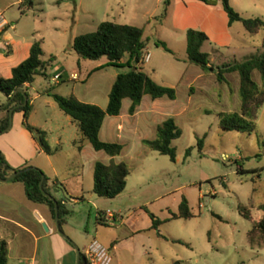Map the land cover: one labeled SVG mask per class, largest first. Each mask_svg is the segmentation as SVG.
<instances>
[{
	"label": "rangeland",
	"instance_id": "1",
	"mask_svg": "<svg viewBox=\"0 0 264 264\" xmlns=\"http://www.w3.org/2000/svg\"><path fill=\"white\" fill-rule=\"evenodd\" d=\"M228 1L242 18L264 21V0ZM56 2L35 0L34 8L21 15L15 0H0V16L9 25L6 31L13 49L9 66L20 64L28 47L40 41L43 60L55 57L56 62L48 71L62 68L67 76L74 72L80 79H87L93 68L107 60H79V69L78 57L72 49L75 37L95 32L102 22L142 28L147 47L139 67L157 84L176 92L174 101L145 96L143 111L147 114L153 108L149 116L154 117L155 126L173 118L181 130L180 138L172 142L176 150L174 162L144 146L141 148L136 142L127 145L122 154V162L130 172L127 186L112 200L92 193L91 166L95 161L100 162L101 156L89 153L84 156V169L79 171L83 175L78 184L85 201L70 207V216L66 219L74 240L71 241L80 250L97 243L107 251L109 264H174L177 261L181 264H264V241L259 246L248 244L246 234L251 222L237 211L238 206H243L254 221L264 217V212L259 210L264 205V106L258 112L253 132L222 130L217 114L236 112L240 105L238 75L228 74L226 82L219 84L214 74L204 73L186 61L185 52L186 31L206 29L204 33L209 40L202 50L210 54V65L216 68L224 63H239L264 55V29L249 34L240 23L228 27L220 0H216L212 9L198 0H63L60 5ZM159 43L179 60L165 52ZM147 54L149 59L144 61ZM126 71L109 66L93 73L87 83L62 82L52 93L63 97L75 94L82 102L103 109L116 75ZM253 80L262 88L258 73H253ZM52 87L51 79L35 77L29 92L34 107L30 122L46 133L45 140L51 150H58L54 146L58 135L66 146L80 133L53 99L44 94V90ZM152 122H145L139 130L140 136H155ZM204 136L200 152L197 141ZM189 148L191 152L186 158ZM70 157L71 152L64 147L51 159L62 166ZM72 163L75 168L71 170L79 169L77 162ZM62 169L73 192L75 175ZM182 199L187 200L195 217L171 220ZM98 212L102 216L111 213L116 217L115 222L99 225ZM149 214L163 222L157 230L151 229Z\"/></svg>",
	"mask_w": 264,
	"mask_h": 264
},
{
	"label": "trees",
	"instance_id": "2",
	"mask_svg": "<svg viewBox=\"0 0 264 264\" xmlns=\"http://www.w3.org/2000/svg\"><path fill=\"white\" fill-rule=\"evenodd\" d=\"M15 1L18 2L21 15H25L34 8L35 0ZM62 1L57 0L56 4L60 5ZM198 1L209 7L217 4L216 0ZM165 3L167 4L168 2L166 1ZM220 4L227 17L228 27H231L234 23H240L249 34H256L261 29H264V21L257 18H242L230 6L228 0H220ZM208 40L209 38L206 33L188 29L186 31V61L200 67L204 73L214 74L219 84L226 82V75L237 73L239 108L236 112L218 113V124L224 131L251 133L255 130L258 112L264 106V55L252 56L239 63H224L213 68L210 65V54L202 50L203 45ZM157 45L161 46L165 52L173 55L164 44L159 43ZM146 47L147 40L143 39L142 28L111 22H102L95 32L74 38L72 49L80 60L91 62L99 61L103 58L107 60L106 64L93 69L92 73L109 66L127 69L126 72H121L116 76L108 94V103L105 109H101L96 105L83 103L73 94L63 97L53 94V88L44 90V94L50 96L58 108L76 123L82 137L89 142L96 152H104L109 157H116L121 154L123 147L117 143L102 142L99 139V131L107 116L116 117L120 114L124 99H128L131 102L128 110L129 115L135 113L145 96H149L152 100L164 97L171 101L176 99V92L173 88L157 84L139 67L142 63ZM43 56L44 52L41 42L34 41L30 46L28 57L11 70V77L7 79L0 78V93L7 100L13 96L10 103L1 110L4 112V116L0 119V134L5 132L9 126L10 110L17 105L23 104L25 95L27 96V103L24 106L15 108L13 112L22 113L23 127L31 134L45 154L52 155L57 149L51 150L47 145L45 140L46 133L28 124L32 110L28 87L32 85L37 76L48 79V68L55 62V57H49L47 61H44ZM125 56L127 60L121 63V60ZM173 57L179 60L176 56L173 55ZM254 72L258 73L262 88L253 80ZM17 90H23L24 95L21 93L15 94ZM180 136L181 130L176 126L173 118H168L157 126L155 138L143 140L142 144L159 155L169 157L174 162L176 150L172 146V142L180 138ZM204 140L205 136L197 141V148L200 152L203 149ZM190 152L191 148L186 151V158ZM14 173L18 174L10 182L21 183L24 187L26 198L32 203L48 207L54 219V203L49 197L45 196V193L53 197L57 203L59 227L62 230L65 217L70 214V211L63 207L61 200L50 194L48 178L41 170L30 166L28 163L20 168H12L0 152V178L6 179ZM129 174V167L123 162H111L108 165L96 162L93 168L92 193L98 198L107 200L117 198L124 192ZM42 176H44L42 184L43 192L39 188ZM259 210L264 212V205H261ZM237 211L243 219L251 222V229L246 234L248 244L250 246H259L264 241V217L254 221L251 218L250 211L243 206H238ZM149 216L151 229L157 230L163 222L152 214H149ZM194 217L195 215L190 211L187 200L182 199L177 214H172L171 220H189ZM97 222L99 225H105L101 212H98ZM172 242L182 243L174 240ZM7 254V243L0 241V264H7ZM80 264H87L82 253ZM174 264H181V262L177 261Z\"/></svg>",
	"mask_w": 264,
	"mask_h": 264
},
{
	"label": "crops",
	"instance_id": "3",
	"mask_svg": "<svg viewBox=\"0 0 264 264\" xmlns=\"http://www.w3.org/2000/svg\"><path fill=\"white\" fill-rule=\"evenodd\" d=\"M16 3L18 4L17 1ZM8 26V23L0 16V78L4 79L11 77V70L15 67L9 66V56L13 53V49L9 40L10 37L7 35L6 31ZM203 30L204 32H207L206 29ZM30 46L26 51L24 60L28 57ZM79 60L80 59L78 58L77 66L80 69ZM126 60L127 57L125 60L122 59L121 63H124ZM100 66L102 65L95 68ZM92 70L88 73L87 79H80L74 72L71 76H67L66 71L62 68L47 71L49 77L48 79H44H51V82L53 83L52 88L66 81H80L82 83H87L91 75L95 73H92ZM57 74L61 76L60 80L58 82L52 81V77ZM31 89L32 85L28 87V94ZM73 95L81 101L75 94ZM143 100L144 97L142 102ZM7 101L8 100L0 93V106L5 105ZM142 102L137 107L135 113L133 115H129L128 110L131 102L128 99H124L122 101L120 114L116 117L107 116L103 121L102 127L99 131V139L106 143L120 144L123 149L119 156L109 157L104 152L94 151L87 140L88 144L86 143L80 132V136L76 133V138H71L66 146H64L61 135H58L56 141H54V146L58 147V150H56L52 155H47L35 142L31 134L23 127L22 113L14 112L9 130L0 134V152L12 168H20L28 163L30 166L41 170L48 178L50 194L61 200L63 207L69 210V208L73 205H77L85 201L84 192L81 188V184H78V181L83 175V172L79 174V171H83L84 169L83 160L86 154L89 153L94 157L101 156L100 162L105 165H108L111 162L120 163L122 162V154L125 152V149L130 142H136V144H140L142 148L144 146L142 144L143 140H152L155 138V136L153 138H146L140 136L139 134V130L145 125V122L148 123L149 120H153L152 127L156 124L154 117L149 116V112L153 110V108H149L147 114L144 113ZM30 103L32 110L28 119V124L31 127L38 129L36 124L30 122L34 111L32 100ZM1 110L0 119L4 116V112ZM15 114L18 115L15 116ZM70 121L73 122L71 119ZM74 124L76 125V123ZM160 124H157L155 129ZM64 147H67L71 152V157L63 161L62 166H59V164H55L51 158H53L55 153L62 152ZM102 153L105 154L106 157L101 155ZM43 156L46 157L42 159ZM38 159H40V161L37 163L36 161ZM73 161L77 162V168L79 169H70L75 168V166L72 165ZM95 163L96 161L93 162L92 166L90 165L92 170ZM62 168L67 171L70 170L69 172L75 175L74 179L77 182L73 192H70L68 188L67 178H65ZM69 175L70 174H67L66 176ZM104 214L105 215L102 216V219L105 224L108 221H112V224L115 222L116 217L114 215L111 213ZM109 215H111L112 218H109ZM69 216L70 214L65 217V222L61 230L65 233V235H67L66 237L69 240L68 241L58 233L55 220L52 218L49 208L45 205L30 202L25 196L24 187L21 183L10 181L0 183V241H5L7 243V264H77L78 253L73 245L78 248L80 255L83 253V250H80V248L72 242L74 240L71 236V230L68 227L69 223L66 220ZM116 244V241L112 243L113 250L115 249Z\"/></svg>",
	"mask_w": 264,
	"mask_h": 264
},
{
	"label": "water",
	"instance_id": "4",
	"mask_svg": "<svg viewBox=\"0 0 264 264\" xmlns=\"http://www.w3.org/2000/svg\"><path fill=\"white\" fill-rule=\"evenodd\" d=\"M17 93H21L24 95V91L23 90H17L15 92V94ZM14 94V95H15ZM13 97V96H12ZM12 97L7 101V103L3 106H0V110L3 109L4 107H6L9 103H10V100L12 99ZM27 103V96L24 95V103L23 104H20V105H17L15 107H13L10 112H9V126L7 127V130H9L10 126H11V122H12V115H13V111L15 108L17 107H20V106H24L25 104ZM18 173H14L12 175H10L9 177H7L6 179H1L0 178V183H5V182H8V181H11ZM43 181H44V176H42L41 180H40V183H39V188L40 190L43 192V188H42V184H43ZM45 196L49 197L53 203H54V213H55V217H54V220H55V224H56V229L58 231V233L64 237L65 239H67V237L64 235V233L61 231L60 227H59V216H58V207H57V203L55 202V200L53 199V197H51L49 194H46L45 193ZM68 240V239H67ZM69 241V240H68ZM72 244V243H71ZM73 245V244H72ZM73 247L75 248V250L77 251L78 253V256H77V264H80V259H81V255H80V252L78 250V248L76 246L73 245Z\"/></svg>",
	"mask_w": 264,
	"mask_h": 264
},
{
	"label": "built area",
	"instance_id": "5",
	"mask_svg": "<svg viewBox=\"0 0 264 264\" xmlns=\"http://www.w3.org/2000/svg\"><path fill=\"white\" fill-rule=\"evenodd\" d=\"M149 55H146V58L144 61H148ZM60 75H54L52 77V81L58 82L60 80ZM109 218H112L111 215H109ZM87 261V264H109L110 263V257L107 253V251L102 248L97 243H92L89 246H87L85 249H83L82 253Z\"/></svg>",
	"mask_w": 264,
	"mask_h": 264
}]
</instances>
